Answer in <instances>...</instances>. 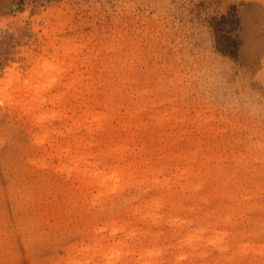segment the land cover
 I'll use <instances>...</instances> for the list:
<instances>
[{"label": "rangeland", "instance_id": "obj_1", "mask_svg": "<svg viewBox=\"0 0 264 264\" xmlns=\"http://www.w3.org/2000/svg\"><path fill=\"white\" fill-rule=\"evenodd\" d=\"M11 1L0 0V264H264V0ZM30 55L52 65L33 79L38 137L11 102ZM80 90L114 94L119 112L83 118L71 110ZM82 137L107 158L94 171H118L109 190L53 157Z\"/></svg>", "mask_w": 264, "mask_h": 264}, {"label": "bare ground", "instance_id": "obj_2", "mask_svg": "<svg viewBox=\"0 0 264 264\" xmlns=\"http://www.w3.org/2000/svg\"><path fill=\"white\" fill-rule=\"evenodd\" d=\"M18 6V1L13 0L9 4V9L16 8ZM49 49L48 47L45 48L44 54L49 55ZM61 50H54V55L55 57H58L60 55ZM33 54V53H32ZM44 56L37 57L38 59H34L33 56L29 62L32 60V71L28 73V78L27 80H24V82H20L19 85L14 87V92L11 94L12 99L11 102H14V106L19 107L20 109L24 110L27 115H29L33 128H35L34 132L37 134V137L42 133L47 131V125H46V120L42 118V114L44 112L43 110V99L41 97L42 92L40 91L39 88L35 87V83L33 79H37L38 76H42L45 74V72L49 69L50 65L48 63V59ZM70 52H68L67 56H70ZM73 61V58H71ZM65 62V61H64ZM42 66L44 69L41 71H37L36 69ZM72 66V65H71ZM14 71V70H12ZM14 76L19 77L20 81H23L24 78L23 76L18 73V74H10V79H12ZM0 84L1 81H0ZM89 95L88 97H84V91L80 90L77 93L78 97V102L76 106H73L71 109L73 112L80 111L82 113L83 118H92L96 119L95 121H101L102 119H106V117H111L114 115L116 112H119L120 109V104L119 106L117 105L116 98L113 96L114 94L112 93H107L105 94V100H100L98 99V93L96 90L92 91L89 90ZM32 94V99H29V95ZM88 141V138H80L79 141H82V144L76 145L77 148L75 150V155H72L71 148L72 145L70 141L62 142L57 148H53V157H58L62 158L63 156L67 157V165H72L75 164L76 168L84 166L82 171V174L80 176L82 177L81 179L86 178V174L90 175L92 174L94 176V179L92 183L97 186L98 191L103 192L105 190H109L111 187L112 182L117 183L118 178L120 177L118 175L117 170H112L109 173H105L103 171H94L93 168L98 167V163L100 160H103V162H106L107 158H102L101 153H88L83 150V143L85 141ZM55 147L54 145H52ZM107 165V164H105ZM106 169V167H104ZM114 187V186H113ZM115 188V187H114ZM115 233L116 229L113 231L112 235L115 240ZM121 254L120 250H117L116 246L109 248L105 253L104 257L106 259L110 257H119ZM77 264V263H74Z\"/></svg>", "mask_w": 264, "mask_h": 264}]
</instances>
